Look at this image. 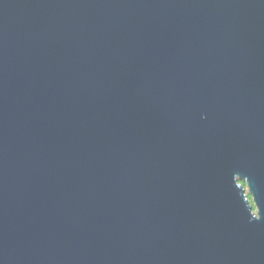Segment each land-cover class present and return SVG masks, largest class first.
Wrapping results in <instances>:
<instances>
[{
    "label": "water",
    "instance_id": "1",
    "mask_svg": "<svg viewBox=\"0 0 264 264\" xmlns=\"http://www.w3.org/2000/svg\"><path fill=\"white\" fill-rule=\"evenodd\" d=\"M0 264H264V0H0Z\"/></svg>",
    "mask_w": 264,
    "mask_h": 264
},
{
    "label": "trees",
    "instance_id": "2",
    "mask_svg": "<svg viewBox=\"0 0 264 264\" xmlns=\"http://www.w3.org/2000/svg\"><path fill=\"white\" fill-rule=\"evenodd\" d=\"M250 198H251V196H250Z\"/></svg>",
    "mask_w": 264,
    "mask_h": 264
}]
</instances>
